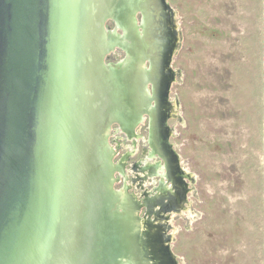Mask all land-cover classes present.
I'll use <instances>...</instances> for the list:
<instances>
[{
    "label": "water",
    "instance_id": "obj_1",
    "mask_svg": "<svg viewBox=\"0 0 264 264\" xmlns=\"http://www.w3.org/2000/svg\"><path fill=\"white\" fill-rule=\"evenodd\" d=\"M166 7L165 0H0V264H128L143 255L149 218L138 217L126 187L113 188L119 168L108 138L113 124L132 134L153 100L151 157H162L174 187L180 180L160 138L174 46L163 43L174 32ZM116 48L124 57L105 62Z\"/></svg>",
    "mask_w": 264,
    "mask_h": 264
},
{
    "label": "rangeland",
    "instance_id": "obj_2",
    "mask_svg": "<svg viewBox=\"0 0 264 264\" xmlns=\"http://www.w3.org/2000/svg\"><path fill=\"white\" fill-rule=\"evenodd\" d=\"M165 2L174 46L171 111L160 138L181 168L185 202L157 228L162 251L172 264H264V0ZM122 57L116 48L105 62ZM118 130L113 124L108 138L119 168L113 188L126 186L144 216L143 200L157 182L140 170L150 150L148 124L142 120L131 137Z\"/></svg>",
    "mask_w": 264,
    "mask_h": 264
},
{
    "label": "flooded vegetation",
    "instance_id": "obj_3",
    "mask_svg": "<svg viewBox=\"0 0 264 264\" xmlns=\"http://www.w3.org/2000/svg\"><path fill=\"white\" fill-rule=\"evenodd\" d=\"M168 9H169V7L167 4V7L164 9V17H168V14H167ZM163 41H164L163 43L165 44L166 47H169L170 45H172L173 38H172L171 34L166 35L164 37ZM123 57H124V53H123ZM149 65H151V62L150 63L146 62V66H149ZM163 74H165V73H160L158 71L157 82H156L157 83L156 85H158V87L161 86V84H163V81H165V79H166ZM151 82H153V80L149 79L148 84L150 87L147 89L149 90L150 95H151V86H152ZM158 89L162 91L161 87H159ZM152 102H153V100L152 101L150 100V102L148 104L149 107L147 106V108H144L146 111L141 113L142 120L145 119L147 121L149 134H150V137L146 141L147 146L150 148V150L147 152V155H146L147 157H149V155L151 154V151H152L151 150L152 149L151 148V132H150V131H152V129H151L152 126L149 125V124H151V106H153V104H154V102L153 103ZM162 106H160V107H162ZM142 114H143V116H142ZM135 127H133V130ZM119 132H122V129L120 127L116 133H119ZM163 133H166L165 127H163L161 134L163 135ZM129 136L131 137L133 135L129 134ZM135 136L136 135L134 134V137ZM149 162L150 163L152 162L151 159L149 160ZM140 170H142V171L147 170L149 173L147 175L144 174L143 178L148 177V175L151 176L152 178L155 176L154 173H155L156 169L154 167H152L151 164H150V166L146 167L144 165V163H142V167H140ZM175 174H176V176H178L180 178V180L175 183V187L173 186L172 182L167 179V175L165 173L164 181L161 180V178H157V176H155L157 178L156 186H157V184L159 185L158 188L156 186H153L152 190L149 193H146V198L143 200V202L145 203V208H144L145 215L144 216H138V217L141 219L143 218L144 220H145V218L148 217L149 222L147 224L148 226L142 228L143 230L141 229L142 232H141L140 238L142 241H139V242H141L140 246H141V249H143V252L141 253V249H140V251L138 253L143 254V255L139 256L140 258L138 257V260L133 261L134 264H156L159 262V260H162L164 262V264H172L170 256L166 253L164 254L162 251V249L165 247L164 246L165 243L163 242V237H165V235H164L161 228H160V230H161L160 232L157 230V228H159V227L165 228V227H163L164 226L163 218L170 217L174 213L179 214L181 212L180 206L185 202V190L184 191L182 190V188H183L182 187L183 186L182 177L179 175L178 172H176ZM138 178H140V177L138 176ZM164 183H167L166 188L164 187L165 186ZM168 188H169L171 194L166 196L163 193V190L168 189ZM156 190L158 191V194L161 192L160 196L159 195L156 196L157 195ZM148 194H150V196H148ZM178 210H180V211L178 212ZM167 219H169V218H167ZM152 220H154L153 226H155V228L152 227V224H151ZM144 251H146V252H144ZM156 252H157L159 258H157ZM145 255L147 258L145 257ZM154 255H156V256H154Z\"/></svg>",
    "mask_w": 264,
    "mask_h": 264
},
{
    "label": "bare ground",
    "instance_id": "obj_4",
    "mask_svg": "<svg viewBox=\"0 0 264 264\" xmlns=\"http://www.w3.org/2000/svg\"><path fill=\"white\" fill-rule=\"evenodd\" d=\"M169 6V5H168ZM119 14H120V16L121 17H123L122 18V21H125L126 22V25H128V26H130V20H131V18L130 17H128V15L127 14H125L123 11H120L119 12ZM129 20V21H128ZM121 32V31H120ZM120 38V43H121V46L124 48V47H127V45H128V42H127V40H126V37L124 36V34L122 35V36H120L119 37ZM131 58L132 57H130L129 59H126V60H124L123 61V63L121 64V67H122V70H120V73H124L125 72V68H126V64L127 65H131L134 61H135V59L134 60H132L131 61ZM167 100V99H166ZM153 103V102H152ZM170 104V103H169ZM154 105V104H153ZM151 106V105H150ZM172 109H173V107H172ZM175 109V108H174ZM173 111H175V110H173ZM170 113V112H169ZM150 115V114H149ZM142 116H143V114H142ZM141 121H142V118H141V120H140V122H138V123H136L135 124V126H137L139 123H141ZM149 125H151V124H149ZM134 126V127H135ZM151 127V126H150ZM152 129V128H151ZM123 131V130H122ZM151 132V131H150ZM162 132V131H161ZM134 134V133H133ZM132 140V139H131ZM137 140V139H136ZM131 150V149H130ZM152 150V149H151ZM135 151V150H134ZM132 152V151H131ZM152 154V153H151ZM151 154L149 155V157H147L146 156V159L144 160V164L145 165H150L151 164V166L152 167H154L155 169H156V174L157 175H155V176H157V178H161V180H163L164 181V175H165V169H163V165L162 164H164V163H158V162H149V160L151 159L152 161L154 160V157L152 156L151 157ZM178 168H180V167H178ZM181 169V168H180ZM155 179H156V177H154ZM119 179V178H118ZM167 181V180H166ZM171 181V180H170ZM156 182V181H155ZM143 184V183H142ZM153 184H154V182H153ZM165 184V188H166V185H167V183H164ZM146 185V184H145ZM171 185V184H170ZM144 186V185H143ZM142 186V187H143ZM126 187V186H125ZM135 188V187H134ZM172 189V188H171ZM172 191V190H171ZM178 211H180V210H178ZM178 214V213H177ZM178 216V215H177ZM172 237V236H171ZM172 239V238H171ZM144 252H146V251H144ZM140 258V257H139ZM138 260V259H137ZM135 261V260H134ZM134 264V263H133Z\"/></svg>",
    "mask_w": 264,
    "mask_h": 264
}]
</instances>
